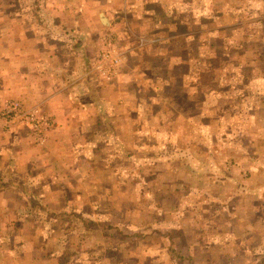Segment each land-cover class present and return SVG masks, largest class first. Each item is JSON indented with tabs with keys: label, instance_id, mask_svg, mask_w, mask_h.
<instances>
[{
	"label": "rangeland",
	"instance_id": "obj_1",
	"mask_svg": "<svg viewBox=\"0 0 264 264\" xmlns=\"http://www.w3.org/2000/svg\"><path fill=\"white\" fill-rule=\"evenodd\" d=\"M172 1L175 2L162 0L164 11L160 2L154 3L156 32L160 27L166 31L174 20L180 21L172 16ZM191 2H177L183 19L197 36L195 40L208 39L210 45L191 48L195 58L194 91L202 90L200 79H204L209 91L214 88L220 92V86L229 89L230 84L221 83L223 77L235 75L238 49L234 47L239 38L234 30H220L219 22L235 18L219 17L221 0H194V7ZM206 5L210 9H205ZM187 6L195 10V15L187 12ZM127 19V30L108 31L117 47L130 51L135 60L154 46L140 44L142 37L161 35L144 32L145 27L133 16ZM181 26L185 28L179 24L180 31ZM254 34L263 35L261 30ZM222 41L223 47L228 42L230 46L223 48ZM170 42L166 40L165 45L169 54ZM248 55L249 52L245 56ZM163 59L157 61L163 65ZM130 66L136 69V65ZM182 67L179 64L176 70L180 72ZM83 68V77L97 76L91 64L86 62ZM164 68L158 72L169 73V68ZM135 75L132 86L141 88L142 79ZM174 86H164L161 93L168 94ZM151 91L152 87H148L144 93ZM195 98L199 99V94ZM210 98L208 115L189 112L199 117L195 128L190 122L177 123L178 129L169 128L166 140L177 138L174 145L156 143L155 128L149 126L159 127L156 111L167 98L153 99L151 103L139 101L141 108L128 107L124 114L129 118L121 123L124 114L115 112L113 118L112 114L102 115L100 129L93 133L97 159L90 164L92 173L82 178L72 175V181H64V190L54 193V205L36 197L30 212L36 218H46L44 228L51 230L54 241L51 251L55 255L64 251L58 259H66L65 264H264V125L255 128L248 122L239 124L233 119L236 113L213 99L212 91ZM182 103L179 101L186 108ZM183 114L179 111L175 118L181 120ZM117 117L120 119L116 122ZM248 118L251 122L259 116ZM109 136L112 138L107 140ZM63 201L68 205L61 204ZM137 230V235L131 233Z\"/></svg>",
	"mask_w": 264,
	"mask_h": 264
},
{
	"label": "crops",
	"instance_id": "obj_2",
	"mask_svg": "<svg viewBox=\"0 0 264 264\" xmlns=\"http://www.w3.org/2000/svg\"><path fill=\"white\" fill-rule=\"evenodd\" d=\"M174 1L170 10L180 21L174 20L166 31L160 27L159 36L155 31L158 24L154 3L160 2L164 11L162 0H0V107L15 98L24 106L46 111L56 123L41 142H36L21 125L0 128V264H27L28 260L29 264L66 263V259H58L62 249L59 255L51 251L54 241L50 238L51 230L44 228L46 218H36L30 212L36 197L54 205V193L64 190V181H72V175L82 178L83 174L92 173L90 164L97 159L93 153V133L100 129L102 115L112 114L113 118L115 112L124 114L128 107L134 110L133 105L141 108L144 101L167 98L156 111L159 127L149 126L155 128L156 143L174 145L177 138L166 140L169 128L178 129L179 122H190L195 128L199 117L189 112L208 115L212 91L213 99L236 113L233 119L239 124L248 122L255 128L264 125V52L259 51L264 49V18H260L264 17V0H221L219 17L235 18L221 20L219 25L220 30H234L239 38L234 47L238 49L234 57L236 71L230 78L219 73L224 80L221 85H231L225 90L220 86V92L214 88L209 91L204 79H200V93L194 91L195 58L191 48L210 46L209 41L195 40L197 36L185 23L179 0ZM191 4L194 7V0ZM187 12L195 15L189 6ZM130 16L140 20L144 32H156L157 37H142L141 42L154 46L138 54L135 60L130 51L123 52L109 79L83 77L84 64L92 65L108 29L127 30ZM180 22L185 26H181V31ZM259 30L263 35L253 36ZM166 40H171L170 54L165 50ZM224 46L229 47L230 42ZM248 52L249 57L245 56ZM161 57L163 65L157 61ZM179 64L184 67L180 72L176 70ZM130 65H136V69ZM162 66L164 70L169 68V73L160 74L158 69ZM133 75L142 79L141 88L132 86L136 80ZM169 84L175 86L163 95L162 88ZM148 87L154 91L144 93ZM133 90L136 92L132 95ZM198 94L199 99L195 98ZM121 100L123 103H116ZM179 101L186 103V108ZM169 111L173 114L164 115ZM179 111L185 113L181 120L175 118ZM257 115V120L247 121L249 116L254 119ZM123 116L120 123L129 118Z\"/></svg>",
	"mask_w": 264,
	"mask_h": 264
},
{
	"label": "built area",
	"instance_id": "obj_3",
	"mask_svg": "<svg viewBox=\"0 0 264 264\" xmlns=\"http://www.w3.org/2000/svg\"><path fill=\"white\" fill-rule=\"evenodd\" d=\"M122 53L123 50L117 47L112 35H104L91 70L97 76L109 79L114 74ZM55 124L54 118L46 111L35 106H24L15 98L8 99L0 107V128L21 125L31 133L36 142H41Z\"/></svg>",
	"mask_w": 264,
	"mask_h": 264
},
{
	"label": "trees",
	"instance_id": "obj_4",
	"mask_svg": "<svg viewBox=\"0 0 264 264\" xmlns=\"http://www.w3.org/2000/svg\"><path fill=\"white\" fill-rule=\"evenodd\" d=\"M69 213H70V212H69ZM139 232H140L139 230H137V231H131V233H132L133 235H137Z\"/></svg>",
	"mask_w": 264,
	"mask_h": 264
},
{
	"label": "water",
	"instance_id": "obj_5",
	"mask_svg": "<svg viewBox=\"0 0 264 264\" xmlns=\"http://www.w3.org/2000/svg\"><path fill=\"white\" fill-rule=\"evenodd\" d=\"M101 18H102V16H101Z\"/></svg>",
	"mask_w": 264,
	"mask_h": 264
}]
</instances>
